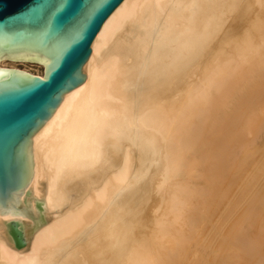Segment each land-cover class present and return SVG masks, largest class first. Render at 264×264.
<instances>
[{"label":"bare ground","instance_id":"bare-ground-1","mask_svg":"<svg viewBox=\"0 0 264 264\" xmlns=\"http://www.w3.org/2000/svg\"><path fill=\"white\" fill-rule=\"evenodd\" d=\"M0 66L43 78L41 63ZM84 75L31 136L22 194L49 224L18 249L12 225L36 220L0 208V264H191L229 165L264 129V0H124ZM234 230L223 264L244 244Z\"/></svg>","mask_w":264,"mask_h":264},{"label":"water","instance_id":"water-1","mask_svg":"<svg viewBox=\"0 0 264 264\" xmlns=\"http://www.w3.org/2000/svg\"><path fill=\"white\" fill-rule=\"evenodd\" d=\"M124 0H103L86 32L74 26L95 0H0V58L41 63L43 78L0 66V208L26 209L37 227L12 225L17 248L32 245L49 214L23 195L31 172V136L84 80V65L104 23ZM67 45V46H65Z\"/></svg>","mask_w":264,"mask_h":264},{"label":"rangeland","instance_id":"rangeland-1","mask_svg":"<svg viewBox=\"0 0 264 264\" xmlns=\"http://www.w3.org/2000/svg\"><path fill=\"white\" fill-rule=\"evenodd\" d=\"M19 66L25 67V65L23 64H20ZM27 68H29L32 72H37V73L42 72V69L35 64ZM263 128H264V122H263ZM251 139L252 137L248 138L246 145L243 146L242 148L243 157H244L243 159L244 162L242 163V165H238V161L232 160L231 165H229L227 169L225 179L220 182L222 184L223 189L220 188L221 184H219L218 186V189H220V191L216 192V198L214 199L216 203L217 218H215L214 221L209 220L205 222L204 225H206L205 226L206 228L203 226V229L201 231L202 234H200L202 238L200 237L201 239H199V241L196 244V250L198 251V254H197L196 259L191 264H215V263L223 264L220 258L222 255L224 256V252H223V249L221 248V245L218 243H223L226 241L227 239L226 231L230 229L231 226L235 229L234 235L243 234V237H244V244L242 246L244 248L240 247V244L238 242H233L231 244V247L229 249L230 251L228 252L231 258L230 259L231 262L233 264H235V261L237 264H264V221H263L264 220V129L263 131L259 133L257 139L255 138V140L249 141ZM239 178H242V179H239ZM227 180H230L231 183ZM234 181L235 183L233 184ZM223 185L225 187H223ZM232 185H235V186H232ZM226 188H227V192H226ZM233 190L235 191V193H233L234 192ZM77 192L79 191L75 190L72 193L78 195L79 193ZM228 195H230L232 198L234 197V199H232L230 196L228 197ZM242 195L244 196L242 197ZM235 198H238V200L236 201ZM260 198L263 199L262 200L263 203L259 201ZM239 199H241V202ZM208 200L210 199L208 198L207 201ZM223 201L226 203L223 204ZM232 201H233V204H232ZM225 204L226 205L229 204V205L226 206L225 208L224 207ZM231 208H233L234 210H231ZM224 210L225 212H227V214L224 212ZM236 210H237V213L235 214ZM242 210L244 212H242ZM221 211L224 213H222ZM228 211H229V215H228ZM257 212H259L260 214L258 213L257 215ZM218 213L221 215V217L219 216ZM225 214L226 216H224ZM240 214L243 216V218L242 216H239ZM253 214L254 216L252 217ZM218 216L220 219L216 220L218 219ZM221 220L223 221V224ZM218 221H221V222L219 223ZM226 222H227V227H225ZM241 224H242V227H241ZM210 227L212 228L213 233ZM214 232H215V235H214ZM209 239H211L214 243L210 241ZM219 239H221V242H219L220 241ZM217 247H220L222 250ZM234 255L236 259L234 258ZM216 256H220V257H216ZM216 260L220 262L218 263V261L216 262ZM184 264H189V263L185 262Z\"/></svg>","mask_w":264,"mask_h":264},{"label":"snow or ice","instance_id":"snow-or-ice-1","mask_svg":"<svg viewBox=\"0 0 264 264\" xmlns=\"http://www.w3.org/2000/svg\"><path fill=\"white\" fill-rule=\"evenodd\" d=\"M103 6H104L103 0H95V2L80 17V19L77 21L76 25L74 26L73 32L71 34L73 39L78 38L79 36L83 35L86 32L87 27L91 22L92 18Z\"/></svg>","mask_w":264,"mask_h":264}]
</instances>
